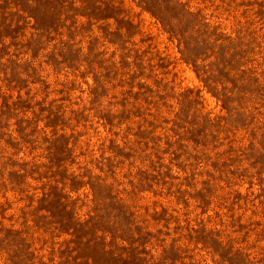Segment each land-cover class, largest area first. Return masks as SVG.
I'll return each mask as SVG.
<instances>
[{"label":"rangeland","instance_id":"374dc122","mask_svg":"<svg viewBox=\"0 0 264 264\" xmlns=\"http://www.w3.org/2000/svg\"><path fill=\"white\" fill-rule=\"evenodd\" d=\"M0 264H264V0H0Z\"/></svg>","mask_w":264,"mask_h":264}]
</instances>
